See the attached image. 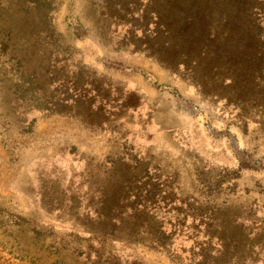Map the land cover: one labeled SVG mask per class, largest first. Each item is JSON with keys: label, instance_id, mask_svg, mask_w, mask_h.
Wrapping results in <instances>:
<instances>
[{"label": "rangeland", "instance_id": "rangeland-1", "mask_svg": "<svg viewBox=\"0 0 264 264\" xmlns=\"http://www.w3.org/2000/svg\"><path fill=\"white\" fill-rule=\"evenodd\" d=\"M242 9L0 0V264H264V0Z\"/></svg>", "mask_w": 264, "mask_h": 264}, {"label": "trees", "instance_id": "trees-1", "mask_svg": "<svg viewBox=\"0 0 264 264\" xmlns=\"http://www.w3.org/2000/svg\"><path fill=\"white\" fill-rule=\"evenodd\" d=\"M259 0H235V4L238 3V6L240 8V6L243 8L242 12H241V16L243 17H251L252 13L251 11L253 10V7H255V5L257 4ZM248 33V37L249 39H253L255 38L254 36V32H250V30H247Z\"/></svg>", "mask_w": 264, "mask_h": 264}]
</instances>
